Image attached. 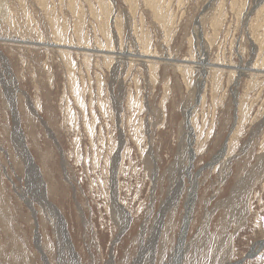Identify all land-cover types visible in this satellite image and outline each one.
<instances>
[{"label": "rangeland", "instance_id": "1", "mask_svg": "<svg viewBox=\"0 0 264 264\" xmlns=\"http://www.w3.org/2000/svg\"><path fill=\"white\" fill-rule=\"evenodd\" d=\"M155 4L0 0V264H264V0Z\"/></svg>", "mask_w": 264, "mask_h": 264}, {"label": "bare ground", "instance_id": "2", "mask_svg": "<svg viewBox=\"0 0 264 264\" xmlns=\"http://www.w3.org/2000/svg\"><path fill=\"white\" fill-rule=\"evenodd\" d=\"M158 1L159 0H155V6H154V10H155V13H156V15H159L166 23H167V20H168V17L162 12V10L160 9V7H159V5H158ZM162 2V1H161ZM161 4V3H160ZM162 6H163V4H162ZM72 8V7H71ZM103 9L106 11V13H108L109 12V9L106 7V6H103ZM1 10V9H0ZM103 11V10H102ZM7 17V16H6ZM169 21V20H168ZM105 24V23H104ZM104 28H105V30H106V27L104 26ZM54 29L56 30V32H57V35H60V33L57 31V28H56V26H54ZM106 33L108 34V32H107V30H106ZM58 41H63L62 39H60V36H58ZM22 42V41H21ZM22 43H24V42H22ZM42 44V43H41ZM108 44V43H107ZM43 46H45V47H52L53 48V46L54 47H61V45H59L58 43H55V44H53V46L52 45H43ZM61 49V48H60ZM59 52V51H58ZM63 52V54L65 55V56H67V54H69V53H67V51H65V50H62L61 49V53ZM68 52H70V51H68ZM109 52H111V51H109ZM117 55V54H116ZM71 56V55H70ZM65 59H67V58H65ZM68 59H69V57H68ZM137 59V58H136ZM71 62V61H70ZM72 63V62H71ZM70 63V64H71ZM74 66V65H73ZM71 67V66H70ZM206 67V66H205ZM70 69H72V68H70ZM74 69V68H73ZM255 69V68H254ZM256 70V69H255ZM257 72H258V70H257ZM72 74V73H71ZM72 76H74L73 74H72ZM74 78V77H73ZM75 79V78H74ZM214 82V81H213ZM73 83V82H72ZM76 83V82H75ZM216 83H217V81H216ZM79 85V84H78ZM214 85H215V83H214ZM74 86H76V85H74ZM73 90H74V88H73ZM79 90V89H78ZM139 103V102H138ZM137 115V114H136ZM239 133H240V126H238L237 127V129L236 130H234V132H233V134H232V138H231V140L229 139V141H228V143L226 144V146H225V148H224V150L227 152L226 153V155H230V153H231V151H232V147H233V145H232V142L233 141H236V140H238L237 139V137H238V135H239ZM191 148V147H190ZM187 213H188V211H187ZM187 213H186V217H185V220H186V223H187V221L188 220H190V216L189 215H187ZM184 225H185V222H184ZM185 227V226H184ZM184 227H183V230H182V235H181V238H180V247L178 246V251H177V254L175 255V258H174V263L173 264H178V261H179V259L181 258V257H183V251H184V245H185V242L183 241L184 240V236H183V231H184ZM259 246H260V248H259V251H261L263 248H264V242L262 243V242H260L259 243ZM257 250V249H256Z\"/></svg>", "mask_w": 264, "mask_h": 264}, {"label": "water", "instance_id": "3", "mask_svg": "<svg viewBox=\"0 0 264 264\" xmlns=\"http://www.w3.org/2000/svg\"><path fill=\"white\" fill-rule=\"evenodd\" d=\"M53 46V45H52ZM54 47V46H53ZM55 48V47H54ZM189 224H190V220H188L187 221V223H186V220H185V227H184V231H183V236H184V242H185V239H186V234H187V231H188V227H189ZM249 258H252V256H250ZM183 259V257H181L180 259H179V261H178V264H180L181 263V260ZM236 264H242V261L241 262H239V263H236Z\"/></svg>", "mask_w": 264, "mask_h": 264}]
</instances>
